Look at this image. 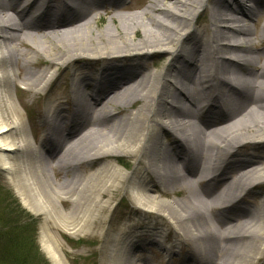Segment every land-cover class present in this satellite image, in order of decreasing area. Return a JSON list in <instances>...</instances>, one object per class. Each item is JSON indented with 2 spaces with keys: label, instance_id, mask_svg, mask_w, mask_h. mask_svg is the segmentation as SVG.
<instances>
[{
  "label": "bare ground",
  "instance_id": "bare-ground-1",
  "mask_svg": "<svg viewBox=\"0 0 264 264\" xmlns=\"http://www.w3.org/2000/svg\"><path fill=\"white\" fill-rule=\"evenodd\" d=\"M120 1L0 0L2 171L34 214L51 220L55 202L72 204L59 223L75 232L101 228L114 196L135 176L129 198L154 223L123 220L117 244L125 249L111 252L113 264H148L141 255L151 246L174 262L180 245L189 249L180 263L264 264V195L254 207L243 204L252 190L264 189L262 157L243 155L264 150V0H151L137 13L117 14L112 8ZM100 6L108 7L101 28ZM202 9L208 28L185 32ZM68 20L71 27L61 28ZM158 53L167 62L151 72L143 60ZM90 63L97 75L87 71L71 81L70 108L45 107L41 125L49 134L30 145L10 89L20 82L27 91H44L59 78L52 69L79 72ZM120 157L134 159L135 174L108 161ZM42 159L70 179L45 185ZM151 179L163 194H152ZM167 192L172 200H158ZM165 220L176 239L170 247L159 239ZM144 230L148 243H129ZM43 243L52 264H67L49 236Z\"/></svg>",
  "mask_w": 264,
  "mask_h": 264
},
{
  "label": "rangeland",
  "instance_id": "rangeland-1",
  "mask_svg": "<svg viewBox=\"0 0 264 264\" xmlns=\"http://www.w3.org/2000/svg\"><path fill=\"white\" fill-rule=\"evenodd\" d=\"M31 1V0H29ZM151 0H122L121 3H117L119 6L118 9H116V6L112 8L114 12L117 14H132L137 13L141 11L144 7H146ZM108 10V7L100 6L98 8V12L101 14L102 17L100 20L99 28L104 27L108 20V16L105 15V11ZM95 15V14H94ZM93 15V16H94ZM98 17V15H97ZM262 17L257 19L255 30H257L258 24L262 22ZM69 22L64 21L60 23V27L64 29H69L71 26L67 25ZM64 26V27H62ZM209 26V12L207 10H199L198 16L194 22L187 25L184 29L185 32L188 31H194L195 33H199V31L208 28ZM56 28V27H55ZM65 37H67L65 35ZM64 37V38H65ZM33 40L29 39V42ZM176 46L173 45L172 48L174 49ZM257 47H259L257 45ZM23 48V47H22ZM21 48V49H22ZM262 48V47H261ZM6 55V54H4ZM83 58H93L92 55L88 57V55H82ZM81 56V57H82ZM77 56L72 57L75 58ZM35 61V60H33ZM46 59L43 58L42 63L38 66L39 69H44L46 67L45 64ZM143 62L148 65L149 71L151 72H159L164 68L165 63L167 62L166 55L163 53H158L155 56H148L147 60L144 59ZM92 66L93 64L90 63V65H80L81 68L79 72H77L76 68L70 67L69 69H64V67L60 66L59 69L51 70V74L53 76L57 77L59 75V78L56 80V82L49 87L48 89L44 91H36V90H26V86L20 82H17L15 86H13L12 89H10V96L11 101L14 105V107L17 109L18 115H19V121L23 128V134L24 137L27 139V141L30 143V145L33 143V146H37V142L40 139V137H43L48 131L46 130V127L41 125L44 115V109L46 106L52 103L53 109L55 107L68 109L72 105V99L70 97V86L71 81L74 78H77L80 76L81 73H91V75H97V73L92 72ZM78 67V68H79ZM8 67L6 69V75L11 76L14 69H9ZM90 68L91 72L88 70ZM38 68H35V66H31V70L34 71ZM86 70V71H85ZM172 74V73H169ZM165 76H158L156 78L155 83L159 82H165L169 78L170 75ZM52 76V77H53ZM47 83L45 84V86ZM93 89H87L86 92L90 93ZM67 93V94H66ZM118 112V111H115ZM227 113H224L225 116ZM223 120L225 117H221ZM40 123V124H39ZM40 125V126H39ZM39 126V127H38ZM60 127L58 130V133H60ZM225 130H223L224 132ZM55 133L53 132V135ZM166 141L165 139L163 140ZM54 147H51L52 150H54ZM254 153V156H261L262 159H260L261 163H264V150L261 149V147H258L257 150H247L245 154L242 153V149L239 150V153L242 155H247L248 153ZM43 158V156L41 157ZM40 158L34 157L33 162H37ZM259 159V158H258ZM43 160V159H42ZM45 160V161H44ZM44 167L43 170L47 173L48 179L47 181L44 179L45 185L52 184L53 187L59 186V184H63L64 181L69 180L70 176L69 173L64 174L63 171H51L50 167L46 163V159H44ZM121 160V161H119ZM110 163H116L119 169H122L124 172L127 173H134V170L136 168V165L134 164L135 161L132 157H120L115 160H108ZM107 163L106 161L103 162ZM41 167V166H39ZM98 166H94L93 170H96ZM42 168V167H41ZM88 169L86 167H82L80 174H84L87 172ZM82 172V173H81ZM79 173V171L77 172ZM137 175V174H136ZM68 177V178H67ZM135 176L130 175V178L135 179ZM66 178V179H65ZM128 179L126 183H124L123 187L119 189L117 194L114 196V200L111 203V212L108 214L106 221L102 224L101 228L95 229L92 232H84V231H71L69 229H65L61 226L59 223L60 219L63 217V215L70 213L73 211V206L69 202L63 201L61 204L55 202V214L56 218L49 220V218H46L44 215H38L34 214L29 208H26L22 200L16 191V188L14 186V183L9 179L8 175L4 173L0 167V212L4 207H7V211L12 212L13 217H20L21 210L24 211V214L21 215L20 219L23 220V222L32 223V229H34L35 233V240L36 245L38 246L40 254L46 259V261L49 264H52V262L49 260L46 251L44 249V243H43V236L47 235L49 236L57 245L59 250L61 251L62 255L65 258V261L67 264H113V260L111 257V252L113 250H116L118 247V250H124L125 249V243L121 242V244H117V240L120 238L122 233L124 232V229L121 227V223L125 219H133V220H143V226H151L154 223L153 218H146L142 212L138 210L137 207L134 206L132 201L129 198L128 194V185L131 183V179ZM150 187H153L156 189V191H153V193H162L161 189H158L159 186H157L154 179H151ZM166 195L165 197L160 196L158 200L162 201H170L172 200V195L167 193H164ZM264 195V189L261 188H255V190H252L247 198L244 199V206H250L254 207L258 204V198ZM16 205L19 206V208L16 207ZM25 215H28L30 218H26ZM31 217L35 220V223H33V220ZM46 220V221H45ZM164 225L160 223V232L161 236L165 237L166 233H168V236L166 238H159L163 245L166 247H170L174 244L176 241L174 236V229L172 227V224L169 221H164ZM159 225V224H158ZM35 227V228H34ZM166 231V232H165ZM127 237V235H126ZM127 240L126 238H124ZM134 240H131L129 243H133L136 239H139L142 243H148L150 239V235L145 234V230L142 232H139L134 238ZM127 244V242H126ZM191 246V245H190ZM150 249L152 250L151 253H143L141 257L146 260L148 264H190V263H180L181 257L184 256L185 251L189 249H182L181 245L177 246V248H174V255H172L171 258H174V262H167V260L164 258L161 249L159 247L151 246ZM191 253V251H189ZM140 258V257H139ZM233 260V258H231ZM145 262V261H143ZM140 264V262L136 263ZM253 264H261V262L253 261Z\"/></svg>",
  "mask_w": 264,
  "mask_h": 264
},
{
  "label": "trees",
  "instance_id": "trees-1",
  "mask_svg": "<svg viewBox=\"0 0 264 264\" xmlns=\"http://www.w3.org/2000/svg\"><path fill=\"white\" fill-rule=\"evenodd\" d=\"M20 217H13L7 207L0 212V264H49L36 245L32 223H24Z\"/></svg>",
  "mask_w": 264,
  "mask_h": 264
}]
</instances>
